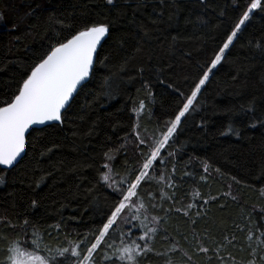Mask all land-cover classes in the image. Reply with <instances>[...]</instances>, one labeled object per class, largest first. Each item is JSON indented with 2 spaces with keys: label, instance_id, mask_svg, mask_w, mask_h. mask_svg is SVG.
I'll return each mask as SVG.
<instances>
[{
  "label": "trees",
  "instance_id": "obj_1",
  "mask_svg": "<svg viewBox=\"0 0 264 264\" xmlns=\"http://www.w3.org/2000/svg\"><path fill=\"white\" fill-rule=\"evenodd\" d=\"M251 2L0 0V104L11 100L53 46L92 21H116L63 122L32 130L18 164L0 168V249L19 240L28 251L51 257L85 237L87 246L95 242L121 190L135 181ZM262 122L259 7L210 72L155 171L141 182L137 219L113 225L94 253L95 264H110L103 257L133 241L148 249L141 250L139 264H264ZM105 164L116 182L112 189L102 182ZM153 227L155 233L139 239Z\"/></svg>",
  "mask_w": 264,
  "mask_h": 264
},
{
  "label": "snow or ice",
  "instance_id": "obj_2",
  "mask_svg": "<svg viewBox=\"0 0 264 264\" xmlns=\"http://www.w3.org/2000/svg\"><path fill=\"white\" fill-rule=\"evenodd\" d=\"M143 2L144 0H140L141 4ZM165 2L166 0H160L162 6ZM172 2L174 3V0ZM203 2L204 0H201V3ZM106 3L109 6H115L118 0H106ZM259 7H264L261 4V0H252L248 9L236 24L235 29L227 36L226 42L211 61V67L203 73V77L195 84L191 95L186 98L187 102L184 103L183 108L179 110L167 131L162 134L163 139L156 142L158 146L151 151L150 156L145 160L143 170L136 176L134 182H129L126 192L121 190L123 198L111 211L107 221L102 222L98 235L94 237L95 242H91L90 246H87L88 241L87 237H85L84 240L75 243L73 247L58 249L55 255L46 257L37 255L35 250L28 251V246L21 244L17 240L9 243L7 248L0 249V252L4 254V259L0 260V264H95L94 253L100 249L102 243L105 242V238L109 237L110 229H113V225L117 223L121 213L129 206L130 202L134 203L132 198L139 195L137 189L148 176L147 170L157 160L161 148L173 136V133L181 123L182 117L192 107L197 95L201 92L202 86L209 79V73L217 67L225 54V50L229 49V46L233 44L237 33L241 31V26L250 19V14ZM149 22L156 24L159 21L150 19ZM115 23L116 21L107 18L104 21H92L81 30L76 31L66 42H59L56 46H53L31 68L30 74H27L26 78L22 79V83L18 87L17 92L13 94L11 100L5 99L0 104V166L12 168L18 162V158L25 152L26 133H29V130L34 125H45L54 121L63 122L67 110L66 106H71L70 100L73 98V94L77 92L78 85H81V82L89 77L98 46L110 35ZM140 30L145 36L148 35L144 25L140 26ZM172 39L175 40L176 37H172ZM144 86L148 87L147 84ZM143 107L144 103L141 101L140 108ZM247 110L253 111L254 109L249 107ZM137 114L139 113L137 112ZM252 126L254 127L255 125ZM137 139L140 140L141 144L147 143L145 139L139 136H137ZM106 158L112 159L107 154ZM104 168L109 169V165L105 164ZM205 170H207V165H205ZM102 179L107 183L110 180L109 173H103ZM35 206L36 201H33V207ZM140 207H143V204ZM152 221L156 222L157 217H152ZM25 224H28L27 220H25ZM155 232L156 229L154 227L147 228L145 235L140 236L139 239L144 240L147 233ZM33 236L35 237L36 234L33 233ZM148 238L150 239L151 237L149 236ZM36 244H38V240L34 239L33 245ZM82 245L86 248V254H83ZM108 247H112V245H108ZM141 250L148 251L147 248L141 249V245L133 241L131 246H123L114 256L105 255L103 259L110 261V264H139L137 257L141 254ZM200 251L207 252L208 249L202 247ZM249 264H254V262H249Z\"/></svg>",
  "mask_w": 264,
  "mask_h": 264
},
{
  "label": "rangeland",
  "instance_id": "obj_3",
  "mask_svg": "<svg viewBox=\"0 0 264 264\" xmlns=\"http://www.w3.org/2000/svg\"><path fill=\"white\" fill-rule=\"evenodd\" d=\"M248 21V20H247ZM247 21L245 22V24L247 23ZM244 24V25H245ZM244 25H242L241 26V29L244 27ZM235 39V38H234ZM234 41V40H233ZM226 51V50H225ZM209 75H210V73H209ZM207 82V81H206ZM203 87V86H202ZM163 139V137L160 139V140H162ZM166 145V144H165ZM164 145V146H165ZM158 145L156 144L155 145V148L157 147ZM164 146L161 148V150H160V154H161V151L163 150V148H164ZM154 148V149H155ZM153 149V150H154ZM160 154H159V156L157 157V160L159 159V157H160ZM156 160V161H157ZM156 161H154L153 162V166L151 167V168H149L148 170H147V172H148V176L147 177H150V174H152L153 173V171H155V162ZM144 164V163H143ZM143 164H142V166H141V168H140V172L143 170ZM105 172H108L109 173V175H110V180L106 183V182H104L103 181V179H102V182L108 187V188H114L115 187V181L113 180V176H112V174H111V171L109 170V169H105ZM140 174V173H139ZM138 174V175H139ZM146 177V178H147ZM145 178V179H146ZM127 191V190H126ZM132 201L134 202V203H131L130 202V204H129V206L121 213V216L117 219V222L119 223V222H123L122 224L125 226H130L131 225V220H135V216L137 215V214H139V212H140V206H139V203H138V200H137V198H136V196L135 197H133L132 198ZM136 219H137V216H136ZM128 221V222H127ZM129 233V232H128Z\"/></svg>",
  "mask_w": 264,
  "mask_h": 264
},
{
  "label": "water",
  "instance_id": "obj_4",
  "mask_svg": "<svg viewBox=\"0 0 264 264\" xmlns=\"http://www.w3.org/2000/svg\"><path fill=\"white\" fill-rule=\"evenodd\" d=\"M106 38H107V37H106ZM104 41H105V40H104ZM104 41H102L101 45L98 46L97 52H98V50L100 49V47L102 46V44H103ZM96 55H97V53L94 55V64H95V58H96ZM94 64H93V67H94ZM92 70H93V68H92ZM92 70L90 71L89 77H88L85 81H82V82H81V85H78V87H77V92L79 91V89L81 88V86H83L85 83L88 82V80H89V78H90V76H91ZM77 92H75V93L73 94V98L75 97V95L77 94ZM73 98H72V99H73ZM72 99L70 100V103H71ZM67 108H68V106H66V109H67ZM62 111H64V110H62ZM60 123H61V122H55V121H54V122H49V123H47V124H45V125H34L33 128L29 130V133H30L32 130H39V129H43V128L48 127V126H51V125H59ZM29 133H26V138H27V136H28ZM25 149H26V140H25ZM24 153H25V152H24ZM24 153H22V154H21V157L18 158V162L22 159V157L24 156ZM18 162H17L15 165H17ZM15 165H14V166H15ZM14 166H13V167H14ZM13 167H12V168H13ZM0 168L3 169V170H10V169H12V168H4L3 166H0Z\"/></svg>",
  "mask_w": 264,
  "mask_h": 264
}]
</instances>
